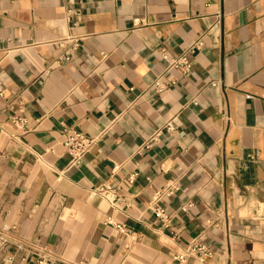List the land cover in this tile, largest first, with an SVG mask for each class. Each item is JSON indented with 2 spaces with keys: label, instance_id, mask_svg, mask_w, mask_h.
<instances>
[{
  "label": "crops",
  "instance_id": "0c3cea01",
  "mask_svg": "<svg viewBox=\"0 0 264 264\" xmlns=\"http://www.w3.org/2000/svg\"><path fill=\"white\" fill-rule=\"evenodd\" d=\"M41 258L264 264V0H0V264Z\"/></svg>",
  "mask_w": 264,
  "mask_h": 264
},
{
  "label": "built area",
  "instance_id": "2783aa9c",
  "mask_svg": "<svg viewBox=\"0 0 264 264\" xmlns=\"http://www.w3.org/2000/svg\"><path fill=\"white\" fill-rule=\"evenodd\" d=\"M201 46L200 42H197L195 45L191 47V52L194 49H197ZM165 58H168L166 54H164ZM170 67L174 69H180L184 74H189L191 72V62L185 55H181L179 57H175L171 59ZM170 83L169 82H162L161 80H156L151 89L157 93L162 94L164 93ZM18 123L21 124L22 120L17 119ZM160 133L157 134V136ZM95 143V139L87 136L81 131L69 129L64 134L63 146L70 157L69 164L71 166L77 165L81 162L83 157L91 150L92 146ZM98 192L100 194L105 195L107 197V190L104 188H99ZM172 191L168 193L157 192L156 197L157 199L161 198L163 195H169ZM161 215L163 212L161 211ZM196 256L200 260L204 261L210 257H212V251L202 242L194 241L186 250V252L182 255H178L176 259L180 260L181 262H185L187 257ZM38 264H87L86 262H79V263H65L61 261H51L48 258H41Z\"/></svg>",
  "mask_w": 264,
  "mask_h": 264
}]
</instances>
